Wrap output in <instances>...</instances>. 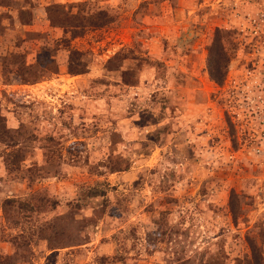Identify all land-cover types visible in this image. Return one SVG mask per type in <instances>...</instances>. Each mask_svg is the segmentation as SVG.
<instances>
[{
  "label": "rangeland",
  "instance_id": "obj_1",
  "mask_svg": "<svg viewBox=\"0 0 264 264\" xmlns=\"http://www.w3.org/2000/svg\"><path fill=\"white\" fill-rule=\"evenodd\" d=\"M251 243L264 264V0H0L1 264H252Z\"/></svg>",
  "mask_w": 264,
  "mask_h": 264
},
{
  "label": "trees",
  "instance_id": "obj_2",
  "mask_svg": "<svg viewBox=\"0 0 264 264\" xmlns=\"http://www.w3.org/2000/svg\"><path fill=\"white\" fill-rule=\"evenodd\" d=\"M104 16L106 18L107 14H104ZM106 21L107 22L105 23L110 22V20H107V19ZM98 24H101V22H99ZM221 30L220 29L216 30L215 38L211 46L208 49V56H207L208 75L210 79L214 81L215 83H217L218 85L223 83L226 70H227L228 61H229V56L220 42V36H218V32ZM69 70L72 72L74 69H72V67L69 65ZM19 208L23 211H28L29 209L31 212H37V213H41L42 211L45 210L44 207L41 206L40 201L34 200L32 196L24 200H20ZM250 248H251V253L253 255L252 260H255V262H253L252 264H261L262 255L257 249L256 245L251 243ZM0 264H1V261H0ZM7 264H10V263L7 262ZM249 264H251L250 261H249Z\"/></svg>",
  "mask_w": 264,
  "mask_h": 264
}]
</instances>
